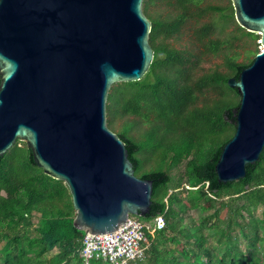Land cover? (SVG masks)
Listing matches in <instances>:
<instances>
[{
    "label": "trees",
    "instance_id": "trees-1",
    "mask_svg": "<svg viewBox=\"0 0 264 264\" xmlns=\"http://www.w3.org/2000/svg\"><path fill=\"white\" fill-rule=\"evenodd\" d=\"M204 3L144 0L154 61L142 80L115 84L109 93V128L125 143L136 176L154 182L150 214L136 216L147 225L145 259L132 264H264V150L238 182L220 183L216 172L236 132L241 101L228 82L254 60L226 57V72L193 79L189 65L198 58L169 43L208 13H221L225 23L234 20L232 7ZM161 8L172 12L162 16ZM193 31L206 52L220 54L225 42L212 39L214 25ZM239 31L255 40L254 33L241 26ZM205 89H219V97L199 107L196 100ZM188 210L203 216L186 227ZM76 215L68 186L46 175L24 142L0 157V264H82L85 233L74 226ZM159 217L165 222L161 230Z\"/></svg>",
    "mask_w": 264,
    "mask_h": 264
},
{
    "label": "water",
    "instance_id": "water-1",
    "mask_svg": "<svg viewBox=\"0 0 264 264\" xmlns=\"http://www.w3.org/2000/svg\"><path fill=\"white\" fill-rule=\"evenodd\" d=\"M238 24L262 51L229 86L241 101L236 132L216 165L238 182L264 150V0H231ZM144 0H0V157L24 142L34 162L64 182L90 235L148 216L154 182L136 176L123 140L108 126L115 84L148 73L155 51Z\"/></svg>",
    "mask_w": 264,
    "mask_h": 264
},
{
    "label": "rangeland",
    "instance_id": "rangeland-1",
    "mask_svg": "<svg viewBox=\"0 0 264 264\" xmlns=\"http://www.w3.org/2000/svg\"><path fill=\"white\" fill-rule=\"evenodd\" d=\"M209 6L221 8L232 7V10H234L231 0H205L203 7L207 8ZM159 12L162 16H169L172 11L166 8H161ZM227 13H229V11H227ZM205 24L214 25L215 33L212 36L213 40L225 42L219 55L206 52V49L203 47L204 44L194 36V28H200ZM239 27L240 25L238 24L236 17L232 22L225 23L221 13H208L203 18L190 21L182 30V33L176 38H172L169 43L177 49L185 50L186 52L194 53V55H196L199 63L195 65L193 64V66L189 65V67H192L191 76L193 79H197L206 74L213 73L214 71L226 72L228 70L225 66L226 57L235 59L238 63L248 64L262 51L261 36L255 34V40L251 37L243 36L239 31ZM245 31L248 32L247 30ZM204 43L208 44V41H205ZM193 61H196V59ZM174 72L175 71H171L172 74ZM217 97H219V89H205L203 90V94L198 95L196 105L201 107ZM120 124L121 123L119 122L118 128L120 127ZM143 127L144 130L147 128V126H140L138 129H143ZM135 135L138 136L136 133ZM173 175L178 179L180 177V170L175 169ZM261 214L262 208L255 211L256 218H260ZM202 216L200 210H188L185 214L186 227L189 226V222L199 220Z\"/></svg>",
    "mask_w": 264,
    "mask_h": 264
},
{
    "label": "built area",
    "instance_id": "built-area-1",
    "mask_svg": "<svg viewBox=\"0 0 264 264\" xmlns=\"http://www.w3.org/2000/svg\"><path fill=\"white\" fill-rule=\"evenodd\" d=\"M159 230L164 228L163 218L157 219ZM146 223L136 216H130L120 228L110 234H85L79 254L82 264H132L145 259L143 244L146 241Z\"/></svg>",
    "mask_w": 264,
    "mask_h": 264
}]
</instances>
